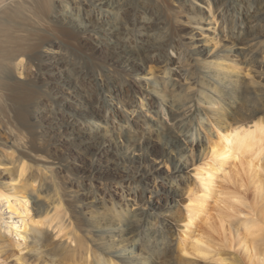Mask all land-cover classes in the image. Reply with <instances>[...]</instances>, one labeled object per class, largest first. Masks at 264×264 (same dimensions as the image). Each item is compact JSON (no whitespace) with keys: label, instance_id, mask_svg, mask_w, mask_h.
<instances>
[{"label":"rangeland","instance_id":"obj_1","mask_svg":"<svg viewBox=\"0 0 264 264\" xmlns=\"http://www.w3.org/2000/svg\"><path fill=\"white\" fill-rule=\"evenodd\" d=\"M95 1L46 0L47 25H24L47 27L46 52L33 46L5 65L21 101L15 118L11 93L0 90V185L19 193L0 212L13 221L24 216L29 236H48L53 255H28L20 229L0 228V264H122L133 252L134 264H248L229 227L252 220L236 205L215 213L209 255L183 256L177 245L187 190H202L217 132L264 123V0H119L114 10ZM54 26L71 27V36ZM118 43L140 52L144 73L120 55L104 58ZM261 146L250 178L236 162L224 168L233 182L222 172L217 179L249 204L252 177L264 182V138ZM30 192L42 205L29 202L24 212L19 199Z\"/></svg>","mask_w":264,"mask_h":264},{"label":"bare ground","instance_id":"obj_2","mask_svg":"<svg viewBox=\"0 0 264 264\" xmlns=\"http://www.w3.org/2000/svg\"><path fill=\"white\" fill-rule=\"evenodd\" d=\"M121 1L119 0H96L95 6H101L102 4H104V6L109 7V9L112 8L114 10L120 7ZM45 7H46V0H0V90L6 89L9 93H11L10 98H11V101L13 102V111L15 113V118H19V101H21V97H19V84L16 82H10L12 80L11 73H10L8 66H5V65L7 64L11 65L10 63L16 60L19 57V55H22V53L26 51L27 49L30 50L31 47L33 46L34 48L43 49L44 52H46V49L44 48L43 44L45 40L48 38L47 35H45V34H48L46 33V29H45L47 27L41 28V31L37 28V32L33 28L31 29L28 28L29 30L24 29L25 27L24 25L28 24V22H30L31 24H34V22H36L35 19L37 20V22L39 20V22L42 21L45 24L48 23L43 20ZM127 7L128 6H126V8ZM25 11H29V14L31 12L32 16L30 14L31 17H28L29 15L27 16ZM209 17H210L209 19H211L209 23L211 21L212 22L216 21L213 18L212 14H210ZM31 18L33 19L32 22L30 21ZM102 24L104 23L102 22ZM52 28L53 30L56 31L57 29L59 30L60 27L54 26ZM71 31H72L71 27H67V26L62 27L59 30L60 33H62L65 36H69V37L71 36V33H72ZM104 37H107V36H104ZM31 39H33L34 42H32ZM102 43L103 42L101 41L97 43V45L100 47ZM110 46L111 45H109V48ZM121 46L122 45L120 44L119 45L116 44L111 49V52L108 53L109 55L105 57L103 56V57L109 60L113 58L116 54L117 57L121 56V58L124 60L123 62L126 63V65H128L132 69V71H134V73L135 71L144 73L145 72L144 66L147 63L145 59L141 57L140 52L124 51ZM203 49L204 48H201L200 51H202ZM179 58H180V54L178 55L177 59ZM121 60L118 61L119 64L120 62H122ZM116 62H115V65H116ZM156 80L157 79H155L154 81L157 82ZM6 83H9V84H6ZM96 100H93V101L95 102ZM93 104L95 103L91 101L85 102V103L83 102V104L81 103V105H83L84 107L86 106L91 107V105ZM141 105H142V102H141ZM2 111L3 109L1 108V112ZM263 124H264L263 122L261 123V121L258 120L256 122H253L251 128L231 126V127L225 128V131L221 133L217 132L216 135L218 136L219 139L215 140L214 144H210L209 149L207 151L209 154L210 163H206V165L200 171L202 175V180L200 183L202 190L195 191V192L191 191L190 189L187 190L188 201L185 205L186 216H184V218L181 220V222L183 223V226L181 230V235L179 237V242L177 245L178 250L181 252V254H183V256L184 255L185 256L191 255L195 257L204 256L208 254L209 251L213 250L215 243H217L216 242L217 240H215L216 239V236H215L216 227L213 221V217L215 213L221 211L222 209L221 205H223V207L227 206V210L230 208H233L234 205H236V207L237 206L239 207L238 208L239 213H244V216H246L245 218L252 220V222L250 223L247 220H241V223L238 224L239 226L236 229L229 227V230L232 231L233 236L236 238V245L238 249L240 250V254L243 257L247 258L248 264H264V202L262 206H259L258 204V202L264 200V185H263L264 182L262 183L260 181L261 179L258 181L257 178L252 177V180H251L252 186H253V197L252 198L254 202L249 204L245 200L244 197L238 194V191L236 190V188H234L233 183H231L233 185L232 186L233 188L232 189L230 188L231 190L228 188L229 190H227L226 187H224V185H228V184L226 183L218 184V180H217L219 178V173L221 172L223 173L224 179L227 180L228 172L225 171L224 168L228 167V165H230V168L231 167L233 168L234 163L236 164V162L239 163L241 170L246 169L245 173L247 175L249 174L248 171H250V169H253L254 167H256L253 161H256V159L259 160L261 153H263L262 152L263 148L261 146L262 140L264 138V125ZM84 134L85 133L82 131L81 135H84ZM170 141L169 142L171 144L169 145V148H177L179 146L178 144L179 142H176L175 140L173 141L172 139ZM92 148H93L92 146L87 145V149H92ZM102 151H103V148L98 145V147L95 148L94 150V155L97 156L101 154ZM230 161L233 162V164H229ZM140 166L141 164L137 166L138 171L140 173L139 176L144 178L147 171H143V170L141 171ZM24 168L25 166L22 165L20 172H23ZM243 176H245V178L247 177L246 175H244V173H243ZM248 176L249 177H247V179L250 178V174ZM234 177L236 178V176ZM224 179L223 180L221 179L222 182L225 181ZM229 182H233V181L229 180L228 183ZM234 183H236V181ZM237 186L242 188L243 181L242 182L240 181L239 183H237ZM1 187L2 186L0 185V210H2L3 208V205H4L3 202H8V207H10L9 198L11 197V195L19 193V190H15L12 193L8 189H6V187L5 189ZM33 195H34L33 192H30V194L28 193L27 195H23L19 199L22 202V205L20 206L22 207V211L26 212V210L29 209L28 207L29 202H32L31 203L32 208H35L36 206L37 208L41 207L42 205L41 202L35 201ZM240 207L244 209L245 211L243 210L244 212L243 211L241 212ZM251 211H254L256 216H252L250 214ZM11 218H12L11 216L8 218L4 217L3 213L0 212V228L4 231L6 230L8 234L12 233L13 231H16L17 229H20L21 231L19 230L20 232L18 233V235H19V238L21 239L19 242H21L22 240H26L25 241V243L27 244L26 246H30V251H31V252L29 251L30 253H28V255L35 254V256L37 255L39 257H42V256L51 257L49 253L53 255V253L51 252V248L48 244L49 242L48 236H45V237L41 236V238H39L40 230L32 231L31 233L32 236H29L30 231H28V229L25 227L26 224L24 223V219H25L24 216L23 218H21V220H19L20 222L13 221L11 220ZM219 225H221V227L223 228V221L220 220ZM241 229H242V233H241ZM137 254L138 253L133 252L131 256H128V259L125 260L124 258V260L122 261V264H134L135 261H132V259L136 258ZM183 264H195V262L187 261V262H184ZM233 264H241V263L238 260H234Z\"/></svg>","mask_w":264,"mask_h":264}]
</instances>
